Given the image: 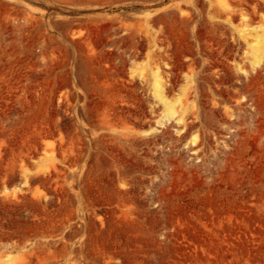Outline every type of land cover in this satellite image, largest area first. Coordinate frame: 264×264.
I'll list each match as a JSON object with an SVG mask.
<instances>
[{
	"label": "rangeland",
	"instance_id": "rangeland-1",
	"mask_svg": "<svg viewBox=\"0 0 264 264\" xmlns=\"http://www.w3.org/2000/svg\"><path fill=\"white\" fill-rule=\"evenodd\" d=\"M0 264H264V0H0Z\"/></svg>",
	"mask_w": 264,
	"mask_h": 264
},
{
	"label": "bare ground",
	"instance_id": "bare-ground-1",
	"mask_svg": "<svg viewBox=\"0 0 264 264\" xmlns=\"http://www.w3.org/2000/svg\"><path fill=\"white\" fill-rule=\"evenodd\" d=\"M160 94L162 93V91L159 92Z\"/></svg>",
	"mask_w": 264,
	"mask_h": 264
}]
</instances>
